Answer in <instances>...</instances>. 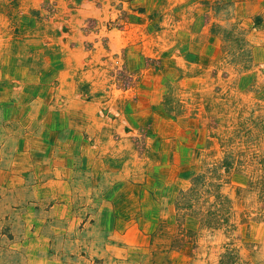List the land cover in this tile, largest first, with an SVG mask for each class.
Returning a JSON list of instances; mask_svg holds the SVG:
<instances>
[{
    "label": "rangeland",
    "instance_id": "obj_1",
    "mask_svg": "<svg viewBox=\"0 0 264 264\" xmlns=\"http://www.w3.org/2000/svg\"><path fill=\"white\" fill-rule=\"evenodd\" d=\"M25 146L66 163L86 253L114 246L90 264H264V0H0Z\"/></svg>",
    "mask_w": 264,
    "mask_h": 264
},
{
    "label": "crops",
    "instance_id": "obj_2",
    "mask_svg": "<svg viewBox=\"0 0 264 264\" xmlns=\"http://www.w3.org/2000/svg\"><path fill=\"white\" fill-rule=\"evenodd\" d=\"M33 148L0 150V264H90L103 257L104 246L105 255L110 254L114 246L99 236L97 252L86 253V235L77 229L81 210L71 212L70 171L61 173L68 169L66 163L61 160L60 165L53 155L39 156ZM59 190L67 195L56 202L53 196ZM36 223L41 230L33 229ZM176 255L159 251L161 258L154 264H182L175 259L184 255ZM167 256L172 261H164Z\"/></svg>",
    "mask_w": 264,
    "mask_h": 264
}]
</instances>
